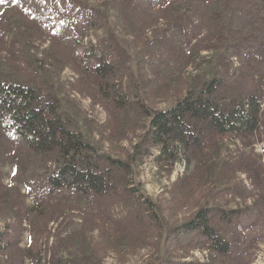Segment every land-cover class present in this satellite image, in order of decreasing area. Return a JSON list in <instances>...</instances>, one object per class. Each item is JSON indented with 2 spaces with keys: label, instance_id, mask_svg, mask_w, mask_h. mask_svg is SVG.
<instances>
[{
  "label": "rangeland",
  "instance_id": "rangeland-1",
  "mask_svg": "<svg viewBox=\"0 0 264 264\" xmlns=\"http://www.w3.org/2000/svg\"><path fill=\"white\" fill-rule=\"evenodd\" d=\"M36 1L48 12L44 22L18 4L0 8V69L55 97L71 131L96 154L136 161L111 172L110 197L89 202L62 193L34 202L0 142V187L31 209L17 247L37 253L35 264H264V221L245 223L264 220V111L256 133L206 140L172 166L157 161L159 149L148 141L150 112L237 66L216 49L220 43L201 40L199 23L190 42V22L170 0ZM244 70L231 89L264 107V68ZM201 209L233 212L229 224L214 225L232 242L222 261L210 259L193 234L166 240Z\"/></svg>",
  "mask_w": 264,
  "mask_h": 264
},
{
  "label": "trees",
  "instance_id": "trees-1",
  "mask_svg": "<svg viewBox=\"0 0 264 264\" xmlns=\"http://www.w3.org/2000/svg\"><path fill=\"white\" fill-rule=\"evenodd\" d=\"M10 4H18L43 22L49 18L36 0H0V8ZM168 5H177L190 22V31L185 35L190 42L196 37V25L201 24L199 28L206 30L201 40L212 38L211 42L220 43V47L214 45L216 49L230 67L233 61L237 65L231 67L227 76H215L200 89L188 90L172 107L147 115L148 141L159 149L156 159L172 166L206 140L257 132L264 107L252 95L234 93L231 86L239 77V70L264 68V0H170ZM0 142L10 147L13 172L34 202L62 193L89 202L110 197L115 192L110 184L111 172L124 171L136 161L134 155L123 163L96 154L79 134L71 131L68 119L59 113L55 97L43 96L29 85L14 82L1 69ZM3 193L0 264H35L37 253L32 257L17 247L20 220L31 209L14 204L9 190L0 187V195ZM231 214L201 209L166 235V240H170L169 236L178 240L193 234L192 239H197L210 259L217 257L222 261L231 253L232 242L214 225L229 224ZM263 221L258 216L247 218L246 228ZM192 242L186 247H191Z\"/></svg>",
  "mask_w": 264,
  "mask_h": 264
}]
</instances>
